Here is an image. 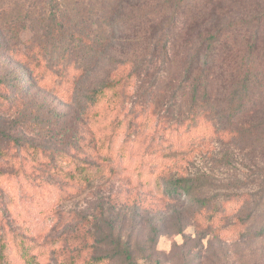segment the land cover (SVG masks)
Instances as JSON below:
<instances>
[{
  "label": "trees",
  "instance_id": "16d2710c",
  "mask_svg": "<svg viewBox=\"0 0 264 264\" xmlns=\"http://www.w3.org/2000/svg\"><path fill=\"white\" fill-rule=\"evenodd\" d=\"M46 1L41 13L14 9L7 20L0 0V49L21 62L12 71L0 64V112L31 99L36 81L53 83L69 108L77 107L88 133L76 153L51 152L0 130L3 162L25 180L63 162L51 171L84 185L107 172L98 163L106 157L136 166L164 201L184 207L187 212L170 216L180 230L187 214L202 239L218 233L234 241L264 239V0ZM38 24L51 35L53 55L34 39L17 49L21 32L38 34ZM138 95L147 103L131 106ZM145 135L139 159L134 150ZM199 157L213 158L247 184L212 193L217 178L196 169ZM159 236L154 227L149 243ZM116 237L103 243L111 256L80 237L9 241L7 249L23 264H139L133 241Z\"/></svg>",
  "mask_w": 264,
  "mask_h": 264
},
{
  "label": "rangeland",
  "instance_id": "374dc122",
  "mask_svg": "<svg viewBox=\"0 0 264 264\" xmlns=\"http://www.w3.org/2000/svg\"><path fill=\"white\" fill-rule=\"evenodd\" d=\"M46 2L5 0L3 12L7 20H10V12L14 9L23 12V16L29 10L41 13ZM36 27L40 31L38 34L31 29L21 32L17 49L24 48V41L34 39L38 44L47 45V53L53 55L54 48L52 44L49 46L50 33L42 24ZM0 64L3 71L20 70L21 67V62L13 60L4 49H0ZM158 67L161 69L164 65L159 64ZM58 83L59 80L56 81ZM35 84L30 91L31 99L27 98L21 106L9 112H0L1 132L5 137H19L23 142L39 145L51 152L77 149L80 146L78 140L88 133L77 107L69 108L53 83L45 85L38 80ZM129 103L135 107L136 103L138 106L147 102L138 95ZM140 142L137 151L134 150L139 159L147 150V135ZM98 163L106 164L107 172L80 185L51 171L52 165L64 167L66 164L63 162L46 164L25 180L18 178L15 170L0 158V171L4 174L0 178L2 264H23L19 257L9 258L7 248L11 244L20 245L23 241L45 243L61 238L72 240L74 237L96 241L99 255L111 256L113 253L108 254L103 243L117 240L119 233L123 235L124 242L133 241L134 260L139 264H264V239L234 241L221 233L202 239L197 224L188 219L187 214V226L180 230L175 218L170 219V216L174 217L176 211L187 212L185 208L164 201L156 190L147 186L136 166H119V163L102 156ZM195 166L198 170L214 171L217 181L211 179L212 193L235 192L247 184L245 178L228 168H220L211 157L197 158ZM143 169L147 171V162ZM154 227L160 234L155 245L149 243ZM111 228L115 229V236L109 238Z\"/></svg>",
  "mask_w": 264,
  "mask_h": 264
}]
</instances>
